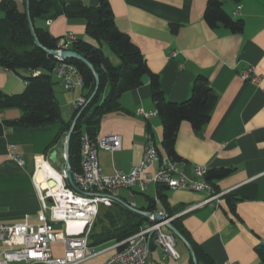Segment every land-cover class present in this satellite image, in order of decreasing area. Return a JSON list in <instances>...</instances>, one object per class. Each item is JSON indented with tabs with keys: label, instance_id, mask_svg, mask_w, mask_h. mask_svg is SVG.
Instances as JSON below:
<instances>
[{
	"label": "crops",
	"instance_id": "obj_1",
	"mask_svg": "<svg viewBox=\"0 0 264 264\" xmlns=\"http://www.w3.org/2000/svg\"><path fill=\"white\" fill-rule=\"evenodd\" d=\"M16 1L20 7L25 6L24 0ZM82 1L90 6L100 3V0ZM223 1L233 19L243 20L242 32L234 33L222 25L210 27L205 20L208 0H109L117 27L129 35L150 69L159 74L168 100H186L200 74L208 78L218 94L211 119L202 129H194L189 121L181 123L175 148L181 158L180 170L188 178H197V166L208 170L231 168L228 176L213 181L215 191L226 194L207 201L213 196L208 190L164 189L165 208L158 205L156 211L164 209L174 218H180L193 241L217 264H264L257 251L264 245V0ZM36 24L48 29L58 40L73 33L98 46L86 34L83 19L62 15L38 19ZM109 56L115 63L118 61L115 55ZM249 69L259 76V83L242 78V73ZM24 75L0 65V89L9 95L23 93L27 87ZM54 81L63 119L73 121L74 102L84 96V90L80 87L67 90L57 78ZM141 108L156 110L148 77L142 85L122 95L120 109L101 118L96 140L110 135H119L122 140L119 150L99 151L105 173L130 172L141 161L148 123L162 157H168L163 147L160 116L144 118L138 113ZM22 113L18 107L0 111V220L27 219L37 223L41 221L42 208L38 183L41 179L36 180L38 164L41 161L50 164L59 172L67 135L56 141L62 128L59 122L42 127L6 125V121L18 119ZM11 144L17 145L24 154L23 166L11 157ZM54 150H57V160L50 162ZM158 168L156 163L150 171L155 173ZM159 190L156 184H149L143 192L136 189L131 198L123 189L115 203L127 207L134 200L136 208L147 211L144 208L148 207L149 199L156 198ZM227 195L230 196L227 198ZM115 205L101 206V219L93 232L106 230L109 237L100 244H91L96 255L80 264H103L125 240L117 230L125 221L124 215ZM147 224V221L142 223L140 229ZM52 247L54 255H63L61 242ZM177 249L180 258L167 255L152 241L147 264H191L192 256L178 238Z\"/></svg>",
	"mask_w": 264,
	"mask_h": 264
},
{
	"label": "trees",
	"instance_id": "obj_2",
	"mask_svg": "<svg viewBox=\"0 0 264 264\" xmlns=\"http://www.w3.org/2000/svg\"><path fill=\"white\" fill-rule=\"evenodd\" d=\"M29 1L36 36L44 47L56 49L58 38H55L48 29L38 26L36 21L55 19L62 15L68 19H83L86 34L98 42V46H95L78 37L70 45V49L82 54L94 65L100 76V85L95 96L85 108L83 106L74 113L73 120L83 109L70 139L69 158L72 171L81 169L82 136L86 133L91 140L95 141L102 116L120 109L122 95L142 85L146 77L149 78L155 107L163 124V147L169 158L181 161L175 148L181 123L189 121L194 129H202L210 121L218 100V94L208 78L202 74L198 75L194 81L192 93L186 100L182 102L168 100L159 74L150 69L142 51L132 42L129 35L117 27L109 0H100L98 6L87 5L82 0ZM24 2L23 7H20L16 0H1L0 2V9L4 12V16L0 17V65L20 75H24L23 71L29 72L28 75H24L27 87L23 93L9 95L0 89V111L10 107L22 109L23 113L18 119L5 122L9 126L42 127L55 122L61 123L62 128L56 137L57 141L67 135L72 121L63 119L61 106L54 92L53 70L57 59L36 45L26 13V0ZM205 20L212 28L222 25L234 33H240L244 29L243 20L233 19L224 8L223 0H208ZM104 47L109 48L111 53L118 58L116 63L105 52ZM67 61L77 66L82 74L84 97L88 101L96 85L93 72L79 60L71 58ZM34 71H38L39 74L33 75L31 72ZM93 106H96L94 114L84 122V117ZM147 131L154 135L150 123L147 125ZM158 151L162 156L159 148ZM231 171V168H213L207 171L205 178L214 186V180L228 176ZM67 186L71 187L69 183ZM157 186L161 189L158 197L161 205L164 206L166 196L162 190L169 189V187L162 184H157ZM228 196L230 195L226 197ZM114 204L119 207L125 219L123 225L117 229L121 232V239H126L138 232L142 223L155 222L123 204L113 203L111 206ZM157 207L155 198H151L148 207L144 209L154 212ZM165 212L173 217L168 211ZM172 223L190 241L199 264H217L193 241L180 222V218H174ZM114 225L117 226V224ZM89 237L90 245H97L106 241L109 235H106V230H104L101 233L91 232ZM257 251L264 262V245L259 246ZM191 264H194L193 260Z\"/></svg>",
	"mask_w": 264,
	"mask_h": 264
},
{
	"label": "built area",
	"instance_id": "obj_3",
	"mask_svg": "<svg viewBox=\"0 0 264 264\" xmlns=\"http://www.w3.org/2000/svg\"><path fill=\"white\" fill-rule=\"evenodd\" d=\"M47 23L50 24L51 20ZM76 39L73 33L65 34L58 40L56 50L61 52L62 49L70 48ZM55 58L57 64L53 73L65 89L83 88V76L77 66L60 56ZM31 73L39 74L38 71ZM242 78L255 84L260 82L259 76L251 69L244 71ZM86 103L84 96L79 97L74 102L75 110L82 108ZM138 113L148 119L158 114V111L141 108ZM121 146L122 140L119 135H110L94 141L85 133L81 143V169L72 171L76 188L67 186L63 174V193L50 192L52 186L43 187L38 182L42 204L39 211L41 221L33 223L27 219L16 222L0 220V264H80L92 258L96 255L89 243L93 223L101 206H111L117 202L123 189L129 192L131 198L134 197L136 189L143 192L149 184L167 185L170 189L208 190L213 192V196L207 201L226 194L216 192L214 186L206 180L207 168L195 167L197 178L191 179L180 170L181 161L162 157L150 132L147 135L142 159L130 172L116 170L112 174L105 173L99 161V151L102 149L116 151L121 149ZM9 151L17 164L23 166L26 163L24 154L17 149V145L11 144ZM156 163H159V168L153 173L150 168ZM155 202L161 205L158 196ZM129 205L136 207V202L131 200ZM159 212L167 215L164 209ZM150 220L155 221L153 217ZM152 241L160 245L167 255L180 258L176 236L163 222L155 221L119 243L117 251L103 264H147ZM58 242L63 244L61 256L53 253L52 246Z\"/></svg>",
	"mask_w": 264,
	"mask_h": 264
},
{
	"label": "water",
	"instance_id": "obj_4",
	"mask_svg": "<svg viewBox=\"0 0 264 264\" xmlns=\"http://www.w3.org/2000/svg\"><path fill=\"white\" fill-rule=\"evenodd\" d=\"M29 0H26V13L28 16V20H29V26L32 32V35L34 36L35 39V43L36 45L41 48L42 50H44L45 52H47L48 54L57 57L60 56L62 59L67 60V59H76L79 60L83 63H85L93 72L94 76H95V81H96V85H95V89L91 95V98L87 101V103L84 105V108L89 104V102L92 100V98L95 96V94L97 93L98 89H99V85H100V76L98 74V72L96 71L94 65L82 54L78 53L77 51L70 49V48H65L62 49L61 52H59L56 49H50L47 47H44L38 40L37 36H36V32L33 26V22L31 19V15H30V9H29ZM96 110V106H93L90 111L86 114V116L84 117V122H86L90 117H92V115L94 114ZM83 109L78 113V115L75 117V119L72 121V124L70 126V129L67 133L65 142H64V166L62 169V174L65 176V180L69 183V185H71L73 188H76L73 177H72V168L70 165V158H69V148H70V139H71V135L75 129L76 123L82 113ZM57 160V150H54L51 155H50V162H56ZM38 172H41V170H38ZM37 180V177H36ZM53 183H55V180H52ZM38 182V180H37ZM128 208H130L131 210H133L136 213H139L141 215H143L144 217L150 219L151 217H153L155 219V221L157 222H163L165 227L167 229H169L175 236L176 238H178L180 241H182L185 246L187 247V249L189 250L193 262L194 264H199L198 259L196 258L192 245L190 243V241L174 226V224L172 223V217L169 215H164L161 214L159 211H155V212H150V211H144L141 210L139 208L136 207H132L128 204H126Z\"/></svg>",
	"mask_w": 264,
	"mask_h": 264
},
{
	"label": "bare ground",
	"instance_id": "obj_5",
	"mask_svg": "<svg viewBox=\"0 0 264 264\" xmlns=\"http://www.w3.org/2000/svg\"><path fill=\"white\" fill-rule=\"evenodd\" d=\"M50 165V164H49ZM48 164L44 163V162H40V164H38V170H41V172L36 173V177L37 180L41 179V181H39L40 185H42L43 187H49L52 186L50 192H58V193H63V189H62V185H63V181H62V173L55 171L54 169H52ZM52 180H55V183H53Z\"/></svg>",
	"mask_w": 264,
	"mask_h": 264
},
{
	"label": "rangeland",
	"instance_id": "obj_6",
	"mask_svg": "<svg viewBox=\"0 0 264 264\" xmlns=\"http://www.w3.org/2000/svg\"><path fill=\"white\" fill-rule=\"evenodd\" d=\"M3 16H4V12L0 9V17H3ZM105 50H106V53H107L108 55H111V54H112L111 51L109 50V48L106 47ZM23 73H24V71H23ZM54 78H55V76H54ZM63 165H64V162L61 163L60 168H59V172H61V173H62ZM46 214L48 215V211L46 212ZM100 219H101V213H99V216H97L95 222L93 223V226H92V228H91V232L94 231L95 225L97 224V222H98ZM91 232H90V233H91Z\"/></svg>",
	"mask_w": 264,
	"mask_h": 264
}]
</instances>
